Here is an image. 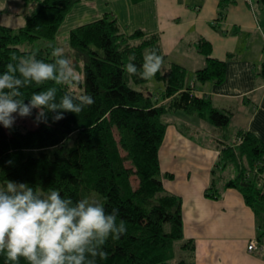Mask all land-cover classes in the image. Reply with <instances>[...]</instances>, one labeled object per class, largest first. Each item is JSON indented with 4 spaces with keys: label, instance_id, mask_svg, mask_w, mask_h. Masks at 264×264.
<instances>
[{
    "label": "trees",
    "instance_id": "1",
    "mask_svg": "<svg viewBox=\"0 0 264 264\" xmlns=\"http://www.w3.org/2000/svg\"><path fill=\"white\" fill-rule=\"evenodd\" d=\"M137 1V0H136ZM28 6L25 21L18 27L0 22V72L8 63H15L26 54L20 42H33L45 38L49 42L31 49L36 58L53 62L51 57L54 39L66 16L76 4H91L90 0H22ZM229 0H220L225 10ZM263 8H264V0ZM72 9V10H71ZM77 14L69 25V43L83 54L82 71L85 80L80 91L46 82L21 89L24 102L34 92L48 87L57 88V99L65 93L86 92L95 103L78 116L63 113V119L52 122L55 113H46L48 124L6 129L0 125V181L24 182L35 191L58 190L62 197L74 202L93 192L94 200L104 206L105 212L119 210L117 220L125 221L127 232L119 239L111 237L104 246L108 253L97 264H192L175 254V241L183 238L182 197L168 191L163 183L159 150L164 140L170 117L182 110L214 124L221 131L216 138L219 149L217 167L232 164L235 176L225 180L226 185L239 186L245 201L264 212V181L257 178L264 167V140L250 129L239 128L233 139L227 132L230 112L219 108L208 97L196 94L192 83L186 80V69L171 62L156 73L164 81L159 101L152 91L142 88L139 74L130 76L125 65L131 62L142 71L144 54L155 50L163 53L156 33H146L141 28L125 32L112 10L103 9L98 16ZM202 50L208 51L209 42L199 40ZM82 54V53H81ZM264 71V64L262 65ZM226 61L207 55L206 63L194 71L198 80L221 81L225 75ZM135 85H140L137 87ZM37 110L32 114L36 116ZM180 128V127H179ZM182 133L186 134L180 128ZM11 163H8V162ZM215 167L212 169L207 194L215 196ZM221 169V168H220ZM138 179L133 186L131 176ZM90 194V193H89ZM264 235V229L259 233ZM188 241L181 243L187 245ZM0 264H11L0 254ZM20 264H27L21 258Z\"/></svg>",
    "mask_w": 264,
    "mask_h": 264
},
{
    "label": "crops",
    "instance_id": "2",
    "mask_svg": "<svg viewBox=\"0 0 264 264\" xmlns=\"http://www.w3.org/2000/svg\"><path fill=\"white\" fill-rule=\"evenodd\" d=\"M130 1L134 8L139 4L146 15L140 13V8H136L139 15L126 12L128 18L134 19L127 28L122 24L120 13L112 10L124 31L139 27L146 33L158 35L166 54L163 66L168 67L171 62L184 66L192 90L230 112L228 140L233 139L239 128L250 129L264 140L262 0H229L225 10L221 9L220 0ZM24 5L22 0H0V11L7 9L21 18L30 8ZM138 16L140 18H136ZM200 39L209 42L208 51L200 48ZM207 55L226 61L225 75L219 82L198 80L193 76L194 71L206 63ZM154 78L159 81L160 90L164 81ZM156 98L166 100L159 92ZM181 111L175 110L172 115L181 118ZM191 115L195 133L205 132L208 138L202 142L192 134H184L170 121L159 150L162 171L171 173L162 178L164 186L182 197L183 238L178 248L183 253L178 256L192 264H264V235L259 234L264 229V212L245 201L239 186L226 185L225 180L236 174L232 164L215 167L219 159L215 140L221 138L220 129L212 126L213 132H210L201 128L197 116ZM214 167L218 179L213 185L216 184L214 189L220 193L214 191L216 195L212 196L206 193V188ZM259 173L257 183L260 185L264 181V167ZM186 241L188 244L181 247ZM250 241H255L257 247L248 249Z\"/></svg>",
    "mask_w": 264,
    "mask_h": 264
},
{
    "label": "clouds",
    "instance_id": "3",
    "mask_svg": "<svg viewBox=\"0 0 264 264\" xmlns=\"http://www.w3.org/2000/svg\"><path fill=\"white\" fill-rule=\"evenodd\" d=\"M49 47L53 62L37 59L35 52L19 59L13 54L15 63H8L0 72V125L4 128L11 129L17 116L28 117L33 109L37 110L33 123L38 126L48 124L46 113H55L52 122H56L64 118L63 113L78 116L95 103L86 92L65 93L57 99L56 87L34 92L24 102L21 89L30 85L54 82L78 89L86 78L69 58L66 46ZM134 59L130 57L125 65L126 72L149 81L164 63L155 50H148L138 72L131 62ZM118 215V209L106 213L95 200L74 202L58 190L42 194L27 183L8 180L0 187V254L11 264H20L21 258L27 264H97L98 258H108L104 246L109 238L119 239L127 232L125 221L118 222Z\"/></svg>",
    "mask_w": 264,
    "mask_h": 264
},
{
    "label": "rangeland",
    "instance_id": "4",
    "mask_svg": "<svg viewBox=\"0 0 264 264\" xmlns=\"http://www.w3.org/2000/svg\"><path fill=\"white\" fill-rule=\"evenodd\" d=\"M90 1H91V4H85V3L83 4L82 3L81 6L79 4H76V6L74 7L73 13L66 16L63 23L61 24L60 30L58 31L56 38L54 39V47L66 46L69 58L74 62V64L77 66V69L80 71H82V68H83V66L81 67V64L83 62V54L84 53L79 48L72 47L69 43V29H70L69 25L74 22V21L71 22V19L74 18L77 14H92L93 13L92 16H98V15H100V12H103V9L107 8L109 10H115V11L117 10L120 13L121 21H122V24L124 25V27L126 26L127 28H130V25L132 22H134V19L128 18L125 15V13L130 12V13H137L139 15V12L136 8H140L139 4H137L136 8H134V6L131 5L130 0H90ZM133 1H136V0H133ZM28 6L33 7V6H35V4H34V2H31V3H29ZM1 12H3V13H1ZM140 13L143 15H146L143 8H140ZM10 17H12V19ZM136 18H140V17L138 16ZM18 19H23L25 21L24 16H21V18L19 16L16 17L12 12H8L7 9H3L2 11H0V22L1 23L11 25L13 27H18L24 23V21L20 22ZM48 42L49 41L47 39L40 38V39H37L31 43L23 41V42H20L18 45L22 49H27L25 55H29V54H31V51H32L31 49L38 48L42 45L43 46H42L41 50L42 51L45 50L44 47H46V44ZM51 57H52V55H51ZM158 82L159 81L155 78L150 80V81L149 80L144 81L143 82L144 83L143 88H145L146 90L152 91L154 93L155 97H156L157 92H159L161 97H162L161 91L163 90V86L159 90L157 87ZM135 86L140 87V85H135ZM147 86L149 88L151 86H153V87H151V89H149ZM76 91L78 92V91H80V89L78 88V89H76ZM178 111H181V110H178ZM181 112L182 113H179V115H181V118H178L177 116H175V115L173 116L171 114L170 118H172L171 119L172 124H176V126H179L181 129H183L187 135L192 134L195 138H199L202 142L205 139H207L208 135L205 132H202L199 134L195 133L194 117L190 113H186L183 111H181ZM183 118H186V119H183ZM197 119H198L197 121L200 122L201 128L210 130V128L212 126H214V124L210 123L209 121H207L205 119H202L200 117H197ZM33 121H34L33 114H31L30 116L25 117V118H20L19 116H17L16 121H15L14 125L12 126V128L13 127L15 128V127H26V126L32 127V126H35ZM210 132H213V131L210 130ZM189 136H191V135H189ZM162 146H163V144H162ZM137 181H138V179L135 177V175H132L131 176V182H132L133 186L137 185ZM4 185H6V183L4 184L0 181V187H3ZM39 190L41 192H43V194H47V192L49 190H52V189L46 190V189L39 188ZM94 195L95 194L92 191L88 192L87 195H85L84 199L94 200ZM180 242L181 241L176 240L174 243L175 247H176L175 248L176 256L183 253V251L180 248H178V245L180 244Z\"/></svg>",
    "mask_w": 264,
    "mask_h": 264
},
{
    "label": "built area",
    "instance_id": "5",
    "mask_svg": "<svg viewBox=\"0 0 264 264\" xmlns=\"http://www.w3.org/2000/svg\"><path fill=\"white\" fill-rule=\"evenodd\" d=\"M259 245V244H258ZM262 246V244H260V247ZM248 249H252L257 247L256 242L255 241H250L247 245ZM259 247V246H258Z\"/></svg>",
    "mask_w": 264,
    "mask_h": 264
},
{
    "label": "bare ground",
    "instance_id": "6",
    "mask_svg": "<svg viewBox=\"0 0 264 264\" xmlns=\"http://www.w3.org/2000/svg\"><path fill=\"white\" fill-rule=\"evenodd\" d=\"M168 137H170V135L168 134Z\"/></svg>",
    "mask_w": 264,
    "mask_h": 264
}]
</instances>
